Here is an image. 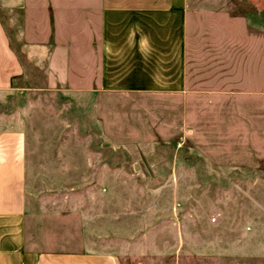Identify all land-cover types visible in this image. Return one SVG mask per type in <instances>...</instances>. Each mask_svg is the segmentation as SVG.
<instances>
[{"label": "rangeland", "instance_id": "1", "mask_svg": "<svg viewBox=\"0 0 264 264\" xmlns=\"http://www.w3.org/2000/svg\"><path fill=\"white\" fill-rule=\"evenodd\" d=\"M51 1L0 8L22 65L0 90V131L23 134L26 248L264 264V0H209L222 47L198 73L215 77L191 86L218 93L186 101L87 93L86 0Z\"/></svg>", "mask_w": 264, "mask_h": 264}, {"label": "crops", "instance_id": "2", "mask_svg": "<svg viewBox=\"0 0 264 264\" xmlns=\"http://www.w3.org/2000/svg\"><path fill=\"white\" fill-rule=\"evenodd\" d=\"M53 0L45 7L77 9L78 0ZM66 1V0H65ZM31 0H0L8 15L26 13ZM88 17L87 93L215 95L210 89H193L191 80L215 75L207 56L222 47L218 23L202 22L204 12L221 11L209 0H86ZM92 31V33H91ZM210 31V32H209ZM209 32V36L206 35ZM206 65V66H204ZM209 67V68H208ZM221 72V69L219 70ZM22 73L0 20V90L10 87ZM23 134L0 131V264H120L108 253L32 252L26 248Z\"/></svg>", "mask_w": 264, "mask_h": 264}, {"label": "trees", "instance_id": "3", "mask_svg": "<svg viewBox=\"0 0 264 264\" xmlns=\"http://www.w3.org/2000/svg\"><path fill=\"white\" fill-rule=\"evenodd\" d=\"M3 10V9H2ZM10 41V40H9ZM10 46L12 47V49L15 51V53H16V56H17V58H18V60H21L20 58V54L18 53V52H16V50L14 49V47H13V44H12V42L10 41ZM20 62V61H19ZM21 63V62H20Z\"/></svg>", "mask_w": 264, "mask_h": 264}]
</instances>
